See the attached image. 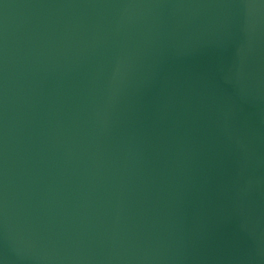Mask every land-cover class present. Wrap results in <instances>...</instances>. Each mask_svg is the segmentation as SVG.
I'll return each mask as SVG.
<instances>
[{
  "label": "water",
  "instance_id": "water-1",
  "mask_svg": "<svg viewBox=\"0 0 264 264\" xmlns=\"http://www.w3.org/2000/svg\"><path fill=\"white\" fill-rule=\"evenodd\" d=\"M0 264H264V0H0Z\"/></svg>",
  "mask_w": 264,
  "mask_h": 264
}]
</instances>
